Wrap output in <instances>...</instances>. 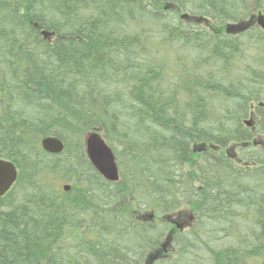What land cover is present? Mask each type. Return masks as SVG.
<instances>
[{
    "label": "trees",
    "instance_id": "trees-1",
    "mask_svg": "<svg viewBox=\"0 0 264 264\" xmlns=\"http://www.w3.org/2000/svg\"><path fill=\"white\" fill-rule=\"evenodd\" d=\"M258 12L264 0H0V157L19 172L0 196V264H264ZM93 131L117 182L87 156Z\"/></svg>",
    "mask_w": 264,
    "mask_h": 264
},
{
    "label": "water",
    "instance_id": "water-1",
    "mask_svg": "<svg viewBox=\"0 0 264 264\" xmlns=\"http://www.w3.org/2000/svg\"><path fill=\"white\" fill-rule=\"evenodd\" d=\"M259 23L264 27V16L259 15ZM250 124V122H248ZM44 147L50 152L63 149V143L58 138L47 137ZM89 156L95 168L108 180L116 181L119 178V169L114 153L99 133H91L87 140ZM18 177L14 163L0 158V195L6 194Z\"/></svg>",
    "mask_w": 264,
    "mask_h": 264
},
{
    "label": "bare ground",
    "instance_id": "bare-ground-1",
    "mask_svg": "<svg viewBox=\"0 0 264 264\" xmlns=\"http://www.w3.org/2000/svg\"><path fill=\"white\" fill-rule=\"evenodd\" d=\"M249 124V123H248ZM252 125V124H251ZM90 134V133H89ZM89 134L86 136V139H85V145H86V153H87V156H88V158H89V160L91 161V163L93 164V162H92V160H91V158H90V156H89V153H88V149H87V140H88V136H89ZM47 137H53V138H58V137H55V136H47ZM47 137H45V138H43L42 139V141H41V145H42V148L45 150V151H47V152H49V153H61L63 150H64V142L61 140V139H59L62 143H63V149L61 150V151H57V152H50V151H48L45 147H44V140L47 138ZM104 138V137H103ZM104 140H105V138H104ZM106 141V140H105ZM5 159V158H4ZM6 160H8V161H10V162H12V163H14L13 161H11V160H9V159H6ZM15 164V163H14ZM93 166H94V164H93ZM119 171V170H118ZM120 180V172H119V178H118V180H116V181H112V182H117V181H119ZM108 181H110V180H108ZM3 195H5V194H3ZM3 195H0V196H3Z\"/></svg>",
    "mask_w": 264,
    "mask_h": 264
},
{
    "label": "rangeland",
    "instance_id": "rangeland-1",
    "mask_svg": "<svg viewBox=\"0 0 264 264\" xmlns=\"http://www.w3.org/2000/svg\"><path fill=\"white\" fill-rule=\"evenodd\" d=\"M94 132V131H93ZM145 213H147V212H145ZM145 213H143V214H145Z\"/></svg>",
    "mask_w": 264,
    "mask_h": 264
}]
</instances>
